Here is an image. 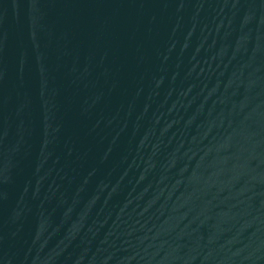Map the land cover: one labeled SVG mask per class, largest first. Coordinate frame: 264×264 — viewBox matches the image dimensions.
<instances>
[{
  "label": "water",
  "instance_id": "1",
  "mask_svg": "<svg viewBox=\"0 0 264 264\" xmlns=\"http://www.w3.org/2000/svg\"><path fill=\"white\" fill-rule=\"evenodd\" d=\"M0 264H264V0H0Z\"/></svg>",
  "mask_w": 264,
  "mask_h": 264
}]
</instances>
